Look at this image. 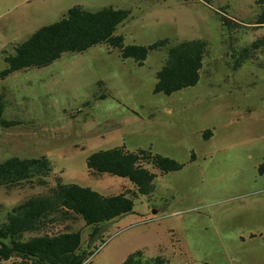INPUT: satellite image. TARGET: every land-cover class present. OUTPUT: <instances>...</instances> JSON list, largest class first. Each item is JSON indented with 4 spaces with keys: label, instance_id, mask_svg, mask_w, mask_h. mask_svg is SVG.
Here are the masks:
<instances>
[{
    "label": "rangeland",
    "instance_id": "rangeland-1",
    "mask_svg": "<svg viewBox=\"0 0 264 264\" xmlns=\"http://www.w3.org/2000/svg\"><path fill=\"white\" fill-rule=\"evenodd\" d=\"M74 5L130 9L117 30L126 44L204 38L210 52L199 82L170 95L154 92L167 48L139 65L100 43L0 78L5 117L18 121L0 125V161L46 156L53 167L46 185L0 186V221L57 177L104 194L135 191L127 177L91 173L87 158L116 146L150 149L184 167H150L154 190L133 196L134 209L94 236L78 216L62 224L94 250L88 264H121L138 250L166 264H264V49L240 53L264 36V26L246 25L259 12L256 0H0V71L15 45ZM224 11L240 25H224Z\"/></svg>",
    "mask_w": 264,
    "mask_h": 264
},
{
    "label": "trees",
    "instance_id": "trees-1",
    "mask_svg": "<svg viewBox=\"0 0 264 264\" xmlns=\"http://www.w3.org/2000/svg\"><path fill=\"white\" fill-rule=\"evenodd\" d=\"M259 12L247 26H264V0H256ZM131 10L106 6L89 10L74 5L59 20L43 25L26 40L15 45V52L5 54L7 66L0 71L5 79L11 73L31 67H45L61 58L65 52L82 53L90 47L105 43L118 48L123 58H134L143 65L150 52L167 48L164 65L156 73L155 93L172 94L185 87L196 85L210 52L207 39H185L170 45L168 38L151 44L125 43L118 27L130 16ZM224 25L229 28L240 25L226 11L220 13ZM254 49H264V36L255 39L240 51L241 57H249ZM242 60L238 62V66ZM18 123L5 117V105L0 96V125L11 128ZM206 136L211 132L205 133ZM195 155H192L194 159ZM91 173H111L129 178L135 191L104 194L90 186L64 183L60 177L46 192L32 195L21 201L0 221V264H88L94 250L83 246L80 230L62 225L78 216L99 232L102 223L110 221L134 209L137 193L149 194L154 190L153 181L159 170L166 173L180 170L184 164L177 159L150 149L130 151L123 146L100 149L87 158ZM52 164L46 156L20 157L12 155L0 161V186L13 187L23 183L46 185ZM264 174V160L258 165ZM157 256L144 259V251L131 253L121 264H166Z\"/></svg>",
    "mask_w": 264,
    "mask_h": 264
}]
</instances>
